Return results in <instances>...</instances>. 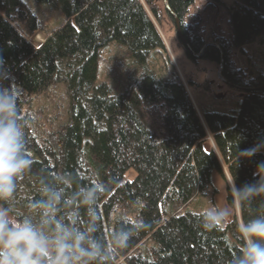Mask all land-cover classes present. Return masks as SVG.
<instances>
[{
	"label": "trees",
	"instance_id": "trees-1",
	"mask_svg": "<svg viewBox=\"0 0 264 264\" xmlns=\"http://www.w3.org/2000/svg\"><path fill=\"white\" fill-rule=\"evenodd\" d=\"M36 1L61 7L64 23L49 30L24 0H0V73L9 74L5 84L21 87L34 159L18 182V210L37 194L42 169L95 173L111 188L101 202L105 232L120 214L148 224L115 264H229L241 244L237 225L264 214V196L241 204L229 187L236 215L211 232L186 207L224 167L238 188L264 177V69L236 59L245 45L264 46V0ZM38 32L42 43L34 40ZM211 39L224 52L221 74L242 91L238 114L204 110L202 118L181 77L210 90L184 68L187 60L220 64L213 44L202 57L192 55ZM113 41L131 53L104 64L119 92L97 83L101 52ZM160 49L173 69H142Z\"/></svg>",
	"mask_w": 264,
	"mask_h": 264
},
{
	"label": "clouds",
	"instance_id": "clouds-1",
	"mask_svg": "<svg viewBox=\"0 0 264 264\" xmlns=\"http://www.w3.org/2000/svg\"><path fill=\"white\" fill-rule=\"evenodd\" d=\"M0 73V264H115L117 256L148 224L120 214L117 226L103 229L102 200L109 183L95 173L42 169L36 192L16 207L18 182L34 164L27 135L30 117L21 114V87L5 84ZM264 168V164L259 169ZM231 188L234 199L250 204L264 196V177ZM112 184H119L117 179ZM140 204V201H136ZM200 229L211 232L232 223L233 209L213 207L197 214ZM241 244L229 264H264V214L237 225Z\"/></svg>",
	"mask_w": 264,
	"mask_h": 264
},
{
	"label": "rangeland",
	"instance_id": "rangeland-1",
	"mask_svg": "<svg viewBox=\"0 0 264 264\" xmlns=\"http://www.w3.org/2000/svg\"><path fill=\"white\" fill-rule=\"evenodd\" d=\"M24 1L37 14L38 17L46 23V26L49 30L59 27L64 23L65 14L61 7L51 4H42L36 0ZM226 1L229 2L232 0ZM39 35H41L42 38L39 37ZM163 35H166V33H163ZM44 38L45 36L41 32L36 33L34 36V40L37 43H42L45 40ZM166 38H168V36ZM207 41L213 40L211 39ZM169 43L174 42L170 41ZM167 46L171 53H173L172 56H175L176 51L173 52L170 48V45ZM244 47L246 54L243 56H240L241 54H237L236 52V59L239 60L240 65L245 64L250 58L257 69H264V46L260 43H256L245 45ZM177 53L180 54V52ZM117 55H122L124 58H127L131 55V53L125 45L118 44L115 41L103 48L101 52V62L99 66L97 83L106 81L112 87H114L117 92H119L121 89H119L112 81H110L105 73L104 67L106 62H112L113 59L117 57ZM164 65H166L169 70L173 69V64L169 63L163 50L162 52L153 51L147 60V65L143 66L142 69H146V67H148L160 74H165L166 69ZM219 65L216 66L213 62H209L204 59H201L198 63L187 60L186 68H184L187 72L192 73L196 82L210 83V90L194 88L186 82L183 74H181L193 104L202 118V113L204 110H215L225 113L238 114L241 107L242 91L221 79V77L218 75ZM180 67L178 64H176V68L178 70H180ZM181 69L183 68L181 67ZM223 170V173H218L216 171L213 173L211 183L201 193H198L193 197V199L188 203L186 210L200 213L209 208L228 206L233 209L232 218H234L237 212V203L235 201L233 202L230 198L229 187H232L230 184L231 180L225 167Z\"/></svg>",
	"mask_w": 264,
	"mask_h": 264
},
{
	"label": "water",
	"instance_id": "water-1",
	"mask_svg": "<svg viewBox=\"0 0 264 264\" xmlns=\"http://www.w3.org/2000/svg\"><path fill=\"white\" fill-rule=\"evenodd\" d=\"M165 2H166V0H165ZM166 6H167V8H168V10H170V12L173 14V16L176 18V26H177V29H178V32H179V35H180V37L183 39V41H184V43L188 46V44H187V41L185 40V38H184V36H183V34H182V32H181V27H180V21H179V17L171 10V8L167 5V3H166ZM211 44H213V45H215L219 50H220V65H219V70H218V75L221 77V79L224 81V82H226V83H228V84H230V85H234L233 83H231L229 80H227L225 77H223V75L221 74V72H222V69H223V66H224V62H225V57H224V52L222 51V49H221V47H220V45L217 43V42H215V41H206L205 42V44L203 45V47H202V50L199 52V53H194V52H192L193 54V56L195 57V58H200V57H202V54H203V51H204V49H205V47L206 46H208V45H211ZM189 47V46H188ZM190 51H192V50H190Z\"/></svg>",
	"mask_w": 264,
	"mask_h": 264
},
{
	"label": "bare ground",
	"instance_id": "bare-ground-1",
	"mask_svg": "<svg viewBox=\"0 0 264 264\" xmlns=\"http://www.w3.org/2000/svg\"><path fill=\"white\" fill-rule=\"evenodd\" d=\"M177 15V14H176ZM181 26V25H180ZM181 32H182V30H181ZM179 33V32H178ZM180 36V35H179ZM39 37H41L42 38V36L41 35H39ZM45 39V38H44ZM202 50V49H201ZM204 52V51H203ZM203 55V54H202Z\"/></svg>",
	"mask_w": 264,
	"mask_h": 264
}]
</instances>
